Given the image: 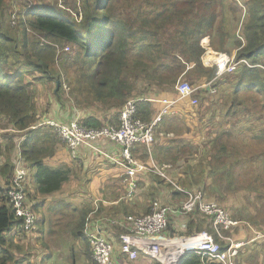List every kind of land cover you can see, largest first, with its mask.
Instances as JSON below:
<instances>
[{"label": "trees", "instance_id": "obj_1", "mask_svg": "<svg viewBox=\"0 0 264 264\" xmlns=\"http://www.w3.org/2000/svg\"><path fill=\"white\" fill-rule=\"evenodd\" d=\"M9 1L0 0V129L12 130L0 133V159L6 160L0 165V179L7 182L5 188L0 187V264L25 262V259L16 262L12 249L18 246L8 236L21 224L8 197L14 176L11 159L18 150L22 133L39 121L36 82H42L46 76L53 80L58 72L50 68L58 60H70L71 66L79 67L78 82L70 76V84L77 104L87 114L80 123L88 128L118 126L119 114L131 98L165 96L164 100L170 101L178 97L177 86L182 79L188 78L197 85L199 91L194 97L198 105L186 111L189 117L184 118L186 123L169 114L158 125L159 134L163 125V130L185 132L190 138L178 142L175 150L166 151L172 143L159 137V162L152 150L158 134L150 149L139 145L133 150L134 158L139 161L141 158L134 152L143 149L147 158L141 155L140 162L145 161L150 168L151 157L156 165L172 164L180 168L176 178L183 189L196 187L206 201L218 198L223 203L225 194L235 188V182L242 181L252 171L258 172L252 179L264 177V70L244 63L236 73L217 78L216 69L202 62L207 50L201 44L208 38L214 52L229 56L235 52L236 62L264 67V0L246 1L243 23H240L242 9L235 0H93V3L82 0L84 17L80 24L66 18L62 12L64 5L54 8L55 0H20L28 7L26 12L16 14L13 26L5 23L7 13L14 8H7ZM239 24H243L240 30ZM58 51L64 56L57 57ZM27 76L33 77V81H25ZM204 85H210L215 93L202 88ZM61 86L62 82L60 90ZM56 88L54 93L60 101V90ZM151 103L139 105L137 119L149 123L164 108ZM111 111L116 114L109 123L95 116L101 112L111 117ZM38 141L37 135L28 136L20 150L26 165L37 167L38 193L47 196L60 191L70 180V170L44 166ZM260 187L264 189V184ZM177 191L176 196L182 194L185 202L186 196ZM181 215L187 218V233L175 230L170 216L165 237L191 236L204 231L212 234L222 250H226L227 245L216 234L211 219L198 210ZM84 224L85 221L83 225L81 222L74 234L84 239L90 261L91 247L84 235ZM241 230L246 231L233 229L232 236L235 235L237 242ZM21 231L20 234H31L34 230ZM247 244L245 240L242 247L247 249ZM153 264L164 263L153 259ZM180 264L221 263L189 255Z\"/></svg>", "mask_w": 264, "mask_h": 264}, {"label": "built area", "instance_id": "obj_2", "mask_svg": "<svg viewBox=\"0 0 264 264\" xmlns=\"http://www.w3.org/2000/svg\"><path fill=\"white\" fill-rule=\"evenodd\" d=\"M32 1V0H28ZM241 8L243 6L239 2ZM12 25L16 24V14L12 17ZM68 51V49H67ZM220 55V62L212 67L217 68V78L231 75L237 72V67L246 63L250 68L264 70L263 66H250L247 62H236L233 56ZM210 86V85H208ZM203 86L202 88H206ZM199 88L189 83L181 82L177 86L179 100H189L190 105H198L195 94ZM211 93H215L211 90ZM155 102V99L143 97L131 98L123 106L119 114V125H107L101 128H88L80 123L79 114H76L67 122L55 120H43L38 117V122L27 131H35L40 128L53 130L59 139L67 146L73 160L78 158L79 150L82 147L93 149L98 142L108 141L117 144L121 148V165L125 170L126 178V199H132L138 188L137 176L147 173H154L161 179L175 185L169 176L171 165H156L153 161L152 168L139 162L133 156L132 151L137 145H144L147 149L155 141L156 129L163 117L171 113L175 102L163 100L164 108L151 122L147 123L136 118L141 103ZM23 134V133H22ZM22 137L18 143V150L15 157L14 176L8 191L9 203L21 224L16 228L21 232H32L37 223V217L31 207L27 204V165L21 156L20 145L24 141ZM108 156V155H105ZM17 158V160H16ZM119 164V163H118ZM186 196V201L180 208L169 205H162L155 202L150 213L144 216L129 215L122 220L108 219L111 227L122 229L119 234L121 254L131 262L138 261L140 256L161 260L164 264H180L189 255H200L216 260L221 264H236L243 243L237 242L233 229L247 228L254 232L257 240H263L264 235L253 230L248 223L232 219L231 215L215 202L206 201L203 192H188L178 188ZM199 211L205 217L211 219L216 230L227 248L222 250L215 237L208 232L194 233L191 236L165 237L163 233L168 228L170 216L179 213L188 215ZM17 230V231H18ZM87 238L91 247V257L95 264H117L114 261V245L99 230V228L87 231Z\"/></svg>", "mask_w": 264, "mask_h": 264}, {"label": "crops", "instance_id": "obj_3", "mask_svg": "<svg viewBox=\"0 0 264 264\" xmlns=\"http://www.w3.org/2000/svg\"><path fill=\"white\" fill-rule=\"evenodd\" d=\"M235 1L240 8L241 6L239 2L243 6V8H241L243 14H242V20L240 22V23H243L245 16H246V12H247V9L245 6L246 1L244 0H235ZM242 26L243 24H239V30L241 29ZM202 43L205 46H208L209 39L208 38L204 39ZM215 53L221 54L217 52ZM234 55H235V52L232 54V56ZM203 62H204V58H203ZM204 65L207 66L206 64ZM207 90L209 91V89ZM148 99H155V102H152L151 104L154 107L155 105L159 107V105L160 106L164 105L161 101L166 99V97L165 96H160V97L149 96ZM170 101L175 102V105L174 107H172V110L169 116L176 117V118L179 117L180 119L178 120L185 124L186 123L185 119H189V117L186 115V111L191 109L190 101L189 100H179L178 97L176 96H174L173 99H171ZM59 109H61V106L59 104H56V106L52 109L51 112L47 113L46 115H43L40 118L55 120L59 122L69 121L70 115L68 114L66 115L62 113L59 116L57 115V111H59ZM60 111L64 112V110H60ZM73 111L75 112V115L79 114V117H82V118L87 115L85 114L84 111L77 112L74 109ZM109 113L112 114L111 117L110 115H106V114L103 115L101 112H97L95 116L98 120L103 121L105 123H109L112 120V117L114 118L116 112L111 111ZM180 116H182L183 118ZM160 131L161 132L159 134V127H158L156 129V134H158L157 139H156V144L152 148V150L154 149V157H156L155 160L158 162H159V137L162 138L163 141L166 143H170V142L172 143V146L169 149H165L166 151H169L171 149L175 150L174 148H176L175 146L178 142L185 141L190 138L189 135L185 132L181 133V132H178L172 129L163 130V125ZM162 131H165L167 133L162 132ZM31 135H37L39 137V141L37 142L38 148H41L42 146H46L47 143L49 142L53 143V140H52L53 137L57 138L58 143L55 145L54 151L51 153V155L49 156L47 155V157L43 160V164L49 169H60L63 167L68 168L70 170V180L63 185L60 191L49 195V197L50 199L53 200L54 204H55V200H61V199L64 200L69 197L76 200L79 204H83L82 206H79V207L84 210V216H83L84 220L82 222V225L85 221V224H84L85 237H86L85 233L87 231H91V230H95L99 228L102 234H104L113 243L114 245L113 258L117 264H123V261L125 262V264H131L134 262L129 261L121 254L119 234L122 232V229H119L117 227L116 228L111 227L108 223L109 218L116 219V220H122L129 215L144 216L150 212L152 208V204L155 202H158L162 205L168 204L177 209L184 202V200L181 199L182 194L176 196V193H175L176 189L178 190L179 188L180 190L188 191V192L201 191L196 187H193L192 189H183L177 183V178H176V176H178L177 175L178 170L180 171L181 169L178 168L177 166H173L172 164H164V165H171V170H169V176H170L171 181L172 182L174 181L176 183L175 185L172 184L176 189L174 187L168 186L171 183L164 181L163 179H160L161 181L158 178L155 179L154 177L151 176V174L147 173V174L138 175L140 176V180L138 181V188L135 193V196L132 199H126L125 198L126 188L122 190L123 188L122 186L125 185L124 180L126 178V175H125V170L123 166L121 165L122 159L120 160V157L122 158L121 148L117 144H114L108 141H102V142L96 143L93 149L82 147L79 150L78 158L76 160H73L70 156L67 146L59 139L56 133L52 131L51 129L40 128L35 131H27L22 134V137H25L26 139L28 136H31ZM142 150L143 149L138 148L135 150L134 154H137L138 158H141V159H142L141 155H143V158L145 159L147 158V156L144 152H142ZM16 154L17 152L13 154L12 156L11 162L13 163L15 161ZM105 155H108V156H105ZM97 156H101V158H104V162H102L101 160H98L96 158ZM150 160L154 162L152 157L149 159V162ZM5 161H6L5 159H2V160L0 159V165L4 163ZM143 163H145V161ZM34 169H35L34 180H31L26 186L27 204L35 212L37 217H39V221H41L43 225L45 214H43V210L41 208L42 197L37 191V185H36L37 167L35 166ZM182 169H184V166H182ZM6 184L7 182L5 179H0L1 188H5ZM123 199L132 201L134 212H130L129 207L123 205V202H124ZM89 201L90 203H88ZM65 206L66 204L63 201L61 208ZM90 206H91V209H90ZM55 216L57 217V220L62 218L60 215H55ZM172 217L174 219V223L172 224L174 229L177 231H181L182 234H186L188 230L187 221H186L187 218H184L183 215L179 213L172 215L171 220H173ZM232 219H234V217ZM234 220L244 222L242 218H235ZM68 228L69 229L73 228L75 232V229H78V226L76 227L71 226ZM242 229H246V231L241 230V233H239L238 238H244L245 232L250 231V229H247L245 227ZM13 231H14L13 235L10 236V233H9L8 236L14 238V244L18 246V248L15 250L20 249V252L23 253L24 250H27L29 249L30 246H32L33 239L30 238L28 242H25L23 246L22 245L23 242L19 241L20 239L19 237L22 234L19 233V230L16 232L13 229ZM70 235H74V234H70ZM21 246L23 247L24 250L19 248ZM85 247H87L86 244H85ZM61 250L59 252L58 250H56L55 252L61 253ZM51 252L53 251L51 250ZM41 254H44V252H41ZM14 255L17 257V256H20L21 254L16 253ZM50 258L51 257L48 255L47 259L50 262L42 263V264H56L54 259L50 260ZM59 261L62 263V258H59ZM135 262L136 264H153V259L146 256V258L141 257L139 258L138 261H135ZM31 263L32 261L29 264Z\"/></svg>", "mask_w": 264, "mask_h": 264}, {"label": "rangeland", "instance_id": "obj_4", "mask_svg": "<svg viewBox=\"0 0 264 264\" xmlns=\"http://www.w3.org/2000/svg\"><path fill=\"white\" fill-rule=\"evenodd\" d=\"M91 2L93 3V0H91ZM52 3L54 4V8H58L59 6L62 7V5H64V8L62 9H64L65 11L62 12H64L66 18L75 21L77 24H80L82 22L84 17L82 0H55ZM6 6L7 8H11V6L14 7L9 10V13H7V18L5 19L6 24H12L10 23L12 17L19 11L26 12V8L28 7L26 3L20 0H10L9 2H6ZM11 11L12 13H10ZM10 14L13 15L10 16ZM26 15L29 17L28 13ZM1 16L2 13H0V17ZM235 25L236 24L233 25V28L235 27ZM33 38L41 39V36H33ZM42 42L45 43L44 40H42ZM201 44L203 47L205 46L203 43ZM58 48L62 50L60 46H58ZM209 51L212 50H208V52ZM69 52L71 53V50ZM207 54L208 53H205L203 56L204 62L202 58L203 64L206 65L207 63L205 59L207 57ZM62 55L64 56L62 52L58 51L57 57ZM239 67L240 66L237 67V70L239 69ZM78 69L79 67L77 65L71 66L70 60H58L56 62V65L50 68V70H55L56 72H58L56 73V75H53L54 79L52 80L50 79V77L46 76L42 82H36V99L38 104L37 118L42 117L43 115H46L47 113L51 112L52 109L56 106V104H59L61 106V109L57 111V115L59 116L61 113L66 115L68 114L70 115V119L75 115L73 107L76 108L74 110H76L77 112L83 110L81 106L77 104L75 95L73 94V86L70 84V76L78 82ZM215 69L217 73V68ZM60 80L63 85V87L61 86V90L59 89L61 84ZM25 81H33V77L27 76L25 77ZM57 82H59L58 89L60 90V101L54 93V88H56ZM181 82L189 83L192 86H197L196 84H193L188 78L182 79ZM60 110H64V112L66 113ZM4 125H6V123ZM7 131L10 132L12 130L0 129L1 134H6ZM52 140L53 143L49 142L46 146L41 147L44 155L42 161L46 158L47 155H51V153L54 151L55 145L58 143L56 137H53ZM138 146L139 145H137L136 147ZM96 158L104 162V158H101V156H97ZM121 159L122 158L120 157V160ZM34 168L35 165H30L26 168L28 175L27 184L31 180H34ZM65 169L68 168L65 167ZM257 175L258 172L252 171L249 175L244 177L242 181L235 182V188L233 190L227 192V194H225L224 192V194L226 195V199L223 200V203L219 202L218 198H212L210 200L220 204L222 207L227 209L231 214L232 218H242L244 222L248 223L253 230L264 235V189H261L260 187L261 184H264V177H258V179L256 180L252 179ZM151 176L155 179L157 178L154 174H152ZM136 179L138 183V181L140 180V176H138ZM122 187V190H124V188H127L126 184ZM40 196L42 197L41 208L43 210V214H45L43 225L41 221H39V217H37L36 215L37 223L35 225L34 231L29 235L22 233V235L19 237V241L23 242V246L25 242H28L30 238L33 239V244L27 250H24L22 246L19 247L24 250L23 253H21L19 249H12V251L14 252L13 254H21L20 256L16 257V262L22 260L23 258L25 259V262L23 264H29L31 261V264L48 263L50 262L47 259L49 255L51 257L50 260L54 259L56 264H95L91 256L90 261L86 257L85 252L87 247H85L84 239H78L74 234L73 228H68L71 226L79 227L80 223L83 222L84 210L79 207L83 204H79L76 200L70 197L64 200H55L54 204L53 200L50 199L49 195ZM63 201L66 206L61 208ZM123 201V205L129 207L130 212H134L132 201L126 199H123ZM88 203H90V201ZM55 215H60L62 218L57 220V217ZM13 229L17 232L16 226ZM13 229L10 231V236H12L14 233ZM76 230L77 229H75V231ZM249 232L250 231L245 232L244 239L238 238L239 242L244 243V241L246 240L248 244L247 249L245 247H242L243 245L241 246L240 254L236 259V264H264V240H257L255 238L254 232ZM70 234H74V236ZM51 250L53 252H51ZM56 250H58V252L61 250V253H56ZM41 252H44V254H41ZM59 258H62V263L59 261ZM123 264H125L124 261ZM131 264H136V262Z\"/></svg>", "mask_w": 264, "mask_h": 264}, {"label": "bare ground", "instance_id": "obj_5", "mask_svg": "<svg viewBox=\"0 0 264 264\" xmlns=\"http://www.w3.org/2000/svg\"><path fill=\"white\" fill-rule=\"evenodd\" d=\"M220 62V55L216 54L214 51L207 54V66L212 67L214 64Z\"/></svg>", "mask_w": 264, "mask_h": 264}, {"label": "clouds", "instance_id": "obj_6", "mask_svg": "<svg viewBox=\"0 0 264 264\" xmlns=\"http://www.w3.org/2000/svg\"><path fill=\"white\" fill-rule=\"evenodd\" d=\"M204 40V39H203ZM205 47V49L207 50L206 51V53L208 52V50H210L211 48H210V46L208 45V46H204ZM207 67V66H206ZM204 86H207L206 88L208 89V87H209V91H210V86H208V85H204ZM203 87V86H202ZM81 118V117H80ZM72 119V118H71Z\"/></svg>", "mask_w": 264, "mask_h": 264}, {"label": "water", "instance_id": "obj_7", "mask_svg": "<svg viewBox=\"0 0 264 264\" xmlns=\"http://www.w3.org/2000/svg\"><path fill=\"white\" fill-rule=\"evenodd\" d=\"M59 88V82H57V89ZM208 89H209V87H208Z\"/></svg>", "mask_w": 264, "mask_h": 264}]
</instances>
